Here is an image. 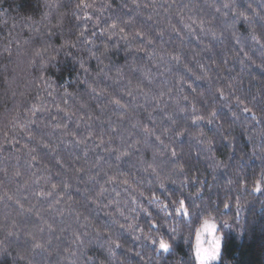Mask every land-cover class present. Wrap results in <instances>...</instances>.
<instances>
[{
  "label": "trees",
  "instance_id": "1",
  "mask_svg": "<svg viewBox=\"0 0 264 264\" xmlns=\"http://www.w3.org/2000/svg\"><path fill=\"white\" fill-rule=\"evenodd\" d=\"M205 220L264 264V0H0V264H196Z\"/></svg>",
  "mask_w": 264,
  "mask_h": 264
},
{
  "label": "snow or ice",
  "instance_id": "2",
  "mask_svg": "<svg viewBox=\"0 0 264 264\" xmlns=\"http://www.w3.org/2000/svg\"><path fill=\"white\" fill-rule=\"evenodd\" d=\"M227 7V5H225ZM255 39V37H253ZM245 111H249L247 108L244 109ZM215 113H212V116H215ZM175 155V152H173ZM257 191L261 189L259 187L256 188ZM180 207L176 210L177 213L182 212L184 215H188V210L185 207V203L183 200L179 202ZM217 232V225L215 223H208L205 222L204 225V233L211 237L210 241L208 242V247L204 248L200 246V237L201 234L197 233V249H196V258L199 264H210L211 261L217 259L220 255V248H221V237L216 235ZM163 252H169L171 250V244L161 239L159 241V248Z\"/></svg>",
  "mask_w": 264,
  "mask_h": 264
},
{
  "label": "rangeland",
  "instance_id": "3",
  "mask_svg": "<svg viewBox=\"0 0 264 264\" xmlns=\"http://www.w3.org/2000/svg\"><path fill=\"white\" fill-rule=\"evenodd\" d=\"M205 222H208V223H215L214 221L212 220H205L201 226L198 228V231L197 233L199 232L201 234V237H200V246L204 247V248H207L208 247V242L210 241L211 237L206 235L204 233V225H205ZM216 224V223H215ZM197 233L195 235V239H194V248H193V252H194V258H195V261H196V264H199L197 258H196V249H197ZM216 235L218 237H221L220 234L218 233V231L216 232ZM220 251H221V248H220ZM218 260H219V257L213 261L210 262V264H217L218 263Z\"/></svg>",
  "mask_w": 264,
  "mask_h": 264
}]
</instances>
